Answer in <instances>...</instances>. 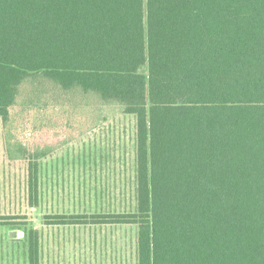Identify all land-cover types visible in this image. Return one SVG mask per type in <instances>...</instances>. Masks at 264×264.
<instances>
[{"label": "trees", "instance_id": "1", "mask_svg": "<svg viewBox=\"0 0 264 264\" xmlns=\"http://www.w3.org/2000/svg\"><path fill=\"white\" fill-rule=\"evenodd\" d=\"M63 107L136 116L137 205L45 223L136 225L138 264H264V0H0V118L31 205L56 146L13 129Z\"/></svg>", "mask_w": 264, "mask_h": 264}, {"label": "rangeland", "instance_id": "2", "mask_svg": "<svg viewBox=\"0 0 264 264\" xmlns=\"http://www.w3.org/2000/svg\"><path fill=\"white\" fill-rule=\"evenodd\" d=\"M23 114L20 118L25 116L26 123L13 129L15 138L31 149L46 145L56 149L39 162V197L31 205L28 161L9 158L6 127L0 118V264H30L32 252L39 264H52L47 256L51 241L65 240L55 246L73 245L74 235L82 236L77 245L84 255L55 264H138L136 225H123L114 232L98 226L79 232L45 228L48 214L136 210V116L115 110L96 125L97 115L84 108L33 109ZM45 117L62 128L42 125L40 119ZM32 239L38 240L37 248H32Z\"/></svg>", "mask_w": 264, "mask_h": 264}, {"label": "crops", "instance_id": "3", "mask_svg": "<svg viewBox=\"0 0 264 264\" xmlns=\"http://www.w3.org/2000/svg\"><path fill=\"white\" fill-rule=\"evenodd\" d=\"M45 225V228H51V229H56V230H62V231H72V232H79L82 231L84 227H96L98 226L99 228H109L110 231H117V229H122L124 228L123 225H133V224H48ZM66 228V229H64ZM37 231V229H36ZM14 232V231H13ZM56 237L58 238H69L65 235H56ZM52 238H55L54 235L52 236ZM73 242V245H70L69 243H66L65 246H55V244H65V240H61V241H51L52 247L51 249L47 252V256L52 258V259H48L50 262H52V264L55 263H61L64 261V259L66 258H76L74 260H77L78 258H80V256L82 257V255H84V252L81 250V247H79L77 244L80 243L81 244V235H74L71 237ZM95 238V237H93ZM50 243V242H48ZM84 249V248H82ZM104 251V250H103ZM105 252V251H104ZM93 253L96 254V252L93 250ZM107 254V253H106Z\"/></svg>", "mask_w": 264, "mask_h": 264}]
</instances>
